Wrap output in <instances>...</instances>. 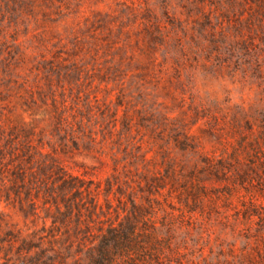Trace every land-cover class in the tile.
Here are the masks:
<instances>
[{"label": "rangeland", "instance_id": "obj_1", "mask_svg": "<svg viewBox=\"0 0 264 264\" xmlns=\"http://www.w3.org/2000/svg\"><path fill=\"white\" fill-rule=\"evenodd\" d=\"M65 198L91 249L137 204L141 264H264V0H0V227Z\"/></svg>", "mask_w": 264, "mask_h": 264}, {"label": "trees", "instance_id": "obj_2", "mask_svg": "<svg viewBox=\"0 0 264 264\" xmlns=\"http://www.w3.org/2000/svg\"><path fill=\"white\" fill-rule=\"evenodd\" d=\"M16 176L27 181L22 167ZM64 202L65 209L57 205V209L52 210L40 226L36 219L38 213H28L25 208H21L25 217L36 215L32 218L34 226L28 223L24 226L15 223L1 226L0 264H141L142 260L137 255L144 251L147 243L153 242L152 233L139 226L142 207L134 204L135 209L125 219L109 220L106 227L100 228V242L91 249L85 238L90 226L87 218L95 213L93 207L99 201H92V208L86 207L88 211L90 209L87 217L81 203L76 204L66 198ZM76 241L78 248H75ZM73 249H76L74 255ZM71 256L73 261L69 260Z\"/></svg>", "mask_w": 264, "mask_h": 264}]
</instances>
